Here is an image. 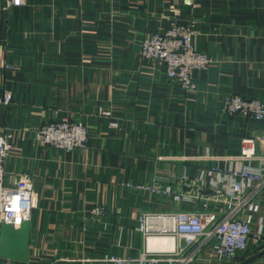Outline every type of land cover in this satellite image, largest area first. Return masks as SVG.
Masks as SVG:
<instances>
[{
  "label": "crops",
  "instance_id": "0c3cea01",
  "mask_svg": "<svg viewBox=\"0 0 264 264\" xmlns=\"http://www.w3.org/2000/svg\"><path fill=\"white\" fill-rule=\"evenodd\" d=\"M174 20L193 24L195 45L211 60L194 71L190 92L139 52ZM232 93L264 104V0H25L9 9L0 0L7 182L33 191L29 258L0 264H140L146 251L173 248L150 240L166 236L145 239L143 214L200 210L226 182L220 173L240 164L245 139L264 156V119L230 115ZM61 118L87 122L86 147L36 139L40 125ZM244 162L264 170V158ZM253 202L241 216L253 228L249 250L228 258L200 239L189 249L200 248L192 264H241L264 249V187ZM247 264H264V254Z\"/></svg>",
  "mask_w": 264,
  "mask_h": 264
},
{
  "label": "built area",
  "instance_id": "2783aa9c",
  "mask_svg": "<svg viewBox=\"0 0 264 264\" xmlns=\"http://www.w3.org/2000/svg\"><path fill=\"white\" fill-rule=\"evenodd\" d=\"M25 0H4L6 9L20 6ZM196 29L192 23L172 21L169 28L146 36L139 48L140 54L148 59L162 62L166 66L169 79L177 82L182 90L190 92L196 85L193 73L210 66L208 54L195 45ZM2 102L9 104L13 95L6 90ZM230 115H250L264 119V104L257 98H247L242 94L232 93L224 100ZM102 114L111 115L110 111L100 110ZM10 133H0V247L1 224L11 223L19 227L24 219L30 218L33 208V191L26 186H12L7 182L5 161L11 143ZM36 139L65 151L84 148L89 142V127L84 120H67L65 118L45 122L35 132ZM239 157L240 164L224 169L221 179L226 180L222 186L214 188V196L204 199L198 211L151 212L146 211L140 219V230L148 241L153 236L172 238L173 248L158 252H144L139 258L140 264L147 262L168 261L175 264H192L197 259L200 248L189 251L200 239L198 245L213 241L217 253L234 258L239 252L250 248L253 228L249 220L241 217L248 208L254 209L255 195L264 187V170L246 164L244 161L258 156L253 139H245ZM244 162V163H243ZM181 182L193 185L189 177H182ZM170 187V186H169ZM172 188L168 191L174 193ZM190 199L184 193H175L174 199ZM96 214L102 213L98 208ZM4 257L0 251V262ZM117 264H125L129 258H108Z\"/></svg>",
  "mask_w": 264,
  "mask_h": 264
},
{
  "label": "water",
  "instance_id": "95a60500",
  "mask_svg": "<svg viewBox=\"0 0 264 264\" xmlns=\"http://www.w3.org/2000/svg\"><path fill=\"white\" fill-rule=\"evenodd\" d=\"M260 242V241H259ZM31 219H24L19 227L11 223L1 224V255L5 258L27 260L30 254ZM264 254V249L246 258L241 264H247Z\"/></svg>",
  "mask_w": 264,
  "mask_h": 264
},
{
  "label": "bare ground",
  "instance_id": "6f19581e",
  "mask_svg": "<svg viewBox=\"0 0 264 264\" xmlns=\"http://www.w3.org/2000/svg\"><path fill=\"white\" fill-rule=\"evenodd\" d=\"M151 240V242H154V243H161V242H167L168 244H172L171 243V241H172V238H168V237H163V238H161V237H153V238H151L150 239ZM170 242V243H169Z\"/></svg>",
  "mask_w": 264,
  "mask_h": 264
},
{
  "label": "rangeland",
  "instance_id": "374dc122",
  "mask_svg": "<svg viewBox=\"0 0 264 264\" xmlns=\"http://www.w3.org/2000/svg\"><path fill=\"white\" fill-rule=\"evenodd\" d=\"M196 33H197V31H196ZM168 77V76H167ZM169 79V78H168ZM170 81H172V82H175V81H173V80H171V79H169ZM105 111H109V110H105ZM65 119H67V120H73V121H78L79 119H71V118H65ZM52 120H55V119H52ZM51 121V120H50ZM50 121H48V122H50ZM111 124H113V125H117L118 123L117 122H112ZM89 138H90V136H89ZM88 145V144H87ZM86 145V146H87Z\"/></svg>",
  "mask_w": 264,
  "mask_h": 264
}]
</instances>
